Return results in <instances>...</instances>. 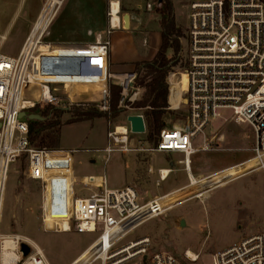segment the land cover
Wrapping results in <instances>:
<instances>
[{
  "label": "built area",
  "instance_id": "built-area-1",
  "mask_svg": "<svg viewBox=\"0 0 264 264\" xmlns=\"http://www.w3.org/2000/svg\"><path fill=\"white\" fill-rule=\"evenodd\" d=\"M62 1L42 0L40 12L18 54L0 53V204L10 164L24 157L26 177L40 183L42 224L49 227L60 222L54 228L59 232L96 234L70 264H90L95 260L101 264H182L169 251L152 250L147 235L118 245L148 217L161 214L154 206L157 199L139 204L134 186L109 188L106 179L96 175L81 178L88 193L77 195L74 150L40 148L29 140V120L19 117L22 111L30 113L47 105L65 108L84 104L78 87L95 86L99 93L92 102H97L98 110L108 112L110 83L120 87L118 108L135 110L131 103L141 91L135 84L134 70L120 73L110 70L108 38L98 35L95 45L87 49H57L45 41L47 28ZM140 2L145 11L153 9V0ZM109 9L108 3L107 35L113 29ZM184 73L186 88L174 105V109L181 105L185 108L182 127L163 128L156 142L146 139L132 142L134 133L126 117L136 114L143 118V115L128 113L123 124L110 127L109 122L102 151L146 156L181 151L186 155L184 164L188 171L192 140L202 136V148L208 149L217 134L215 131L206 135L210 121L223 118L221 111H230L224 122L247 124L253 134L252 156L257 158V171L262 175V215L260 230L214 253L213 264H264V0H191ZM158 174L162 179L161 169ZM210 189L206 187L203 191ZM5 241L10 242L8 257L2 251ZM22 243L29 247L26 256L20 249ZM183 255L190 262L198 259V254H190L189 250ZM0 264L50 263L34 240L13 233L0 234Z\"/></svg>",
  "mask_w": 264,
  "mask_h": 264
},
{
  "label": "rangeland",
  "instance_id": "rangeland-1",
  "mask_svg": "<svg viewBox=\"0 0 264 264\" xmlns=\"http://www.w3.org/2000/svg\"><path fill=\"white\" fill-rule=\"evenodd\" d=\"M68 1L66 0V3ZM78 1L100 3L104 7L103 9L109 3V0ZM153 1L155 2V0ZM171 1L175 25L181 31L182 36L179 38L181 49L178 54V61L171 65L165 81L166 83L168 81L172 88L174 78H182L180 86L183 89L186 82L182 74L185 70L187 12L191 0ZM41 3V0H0V53L11 56L16 54L21 39L19 30L22 19L30 17L33 12L40 8ZM118 15L121 18L126 16L139 17L142 25L146 23L148 18H152L154 21L160 18V15L153 9L145 11L140 0H119ZM50 40L49 37L45 39L48 42ZM60 89L62 90V88ZM78 89L89 92L94 87H78ZM96 89L98 90V88ZM172 92L171 101H173V96L176 97L173 102L179 101L178 95L180 93L174 92L173 89ZM141 94L142 91H139L136 98L138 99ZM168 94L170 95L169 86ZM78 95L81 96V94ZM88 96L86 92L82 94L84 98H88ZM96 103L86 102L65 107L67 112H64L59 119L61 125L59 144L54 148H48L57 150L62 147H74L77 149L72 155L73 159H76L73 175L75 178L74 191L77 195L88 193L80 182L81 178L88 174L104 175L108 182L107 186L111 188L121 187L120 185L125 183L124 180L129 182L131 178L133 179L132 153L95 152L94 149L97 147L101 149L106 145L109 122L110 127L123 124L128 113L142 112V110L126 109L110 119L100 117L93 120L76 121L78 118L73 115V109H98ZM48 106L52 105L44 107ZM68 109H71V112H68ZM34 113L39 112L35 111ZM221 113L224 117L211 120L209 127L205 130L207 136L215 131L217 134L213 138L208 152L205 153L206 160L203 166L216 168L232 166L231 164L246 161L254 154L252 151L253 134L250 127L243 123L224 122L230 111L225 110ZM51 115L48 118L55 119ZM185 117L184 107L180 106L177 110L168 108L163 115L164 128L182 127L185 123ZM70 120L75 122L66 123ZM145 135L146 131L142 134H132V142L139 139L144 140ZM200 137L196 139L197 144L200 143ZM163 159L164 156L162 155L161 165L166 164L165 159ZM158 162L160 161H151L152 165H160ZM252 165L253 163L248 162L235 168L229 166L207 180L198 181L196 189L201 193L199 198L197 191L192 186H187L174 196L164 198V207L170 206V209L168 208L162 214L142 223L124 236L118 245L147 235L151 239L152 250L169 251L182 264H213L214 253L260 230L262 175L259 171L246 174L242 172ZM25 170L24 157L17 159L9 166L0 209V234L17 233L29 237L42 248L50 264H68L94 240L96 234L59 232L54 228L60 222L51 223L49 227L43 225L40 211V183L29 180L25 175ZM148 179L147 176L144 181L150 182ZM202 185H207L204 188L211 187L212 190L203 191ZM146 187L148 185H135L139 195V204L149 199ZM151 187L155 193L157 189L155 181L151 183ZM162 188L163 184H161ZM178 221L181 222V225L178 224ZM185 250L198 254L197 261L186 260L183 255ZM90 264H101V262L95 260Z\"/></svg>",
  "mask_w": 264,
  "mask_h": 264
},
{
  "label": "crops",
  "instance_id": "crops-1",
  "mask_svg": "<svg viewBox=\"0 0 264 264\" xmlns=\"http://www.w3.org/2000/svg\"><path fill=\"white\" fill-rule=\"evenodd\" d=\"M85 2L86 1L79 2L78 0H69L66 3V0L62 1L60 7L57 9L51 23L47 28L48 34L46 39L48 37L51 38V40L47 42L52 47L57 49H87L95 45V40L98 38V35L102 38H108L110 43L107 49L108 62L110 70L114 73L126 71L130 72L133 70L135 62L151 60L155 56L161 45V27L159 19H155L154 21L152 18H148L146 23L142 25L139 17L127 16L128 22L126 26L124 17H118L119 23L113 27L111 32L107 35V30L109 29L107 4L105 9H103L104 7H102L100 3L96 4L95 2ZM41 6L37 11L33 12L30 17H25V19H22L19 30V37H21V39L19 42V48L14 56L18 54L25 37L27 36L32 24L40 12ZM166 54L167 57H170L172 51L169 49ZM83 87H94V89L89 92L79 90L81 94L80 98L83 102H92L97 99L99 93L96 89L97 87ZM84 92L89 95L88 98L82 97ZM168 103L170 105V110H177L174 109V104L171 103L169 99ZM198 137L199 136L194 138L191 143L193 151L187 157L189 163L188 171L184 164L186 155L181 151H166L156 153L151 156L132 153L134 165L132 175L133 179L131 178L129 182L124 180L125 183H122L120 185L121 187L114 188H122L126 185H132L135 187L136 184H144L145 186L148 185V187H146V192L149 199L147 200L153 198L161 199V197L167 198L169 196H174L187 186L193 187V185H197L198 180L208 179L214 174L220 172L222 169L230 166L228 165L217 168L203 166L206 160L205 153L208 152L207 150L209 148H202V136L200 137V143L197 144L196 139ZM103 148L100 149V147H97L94 150L95 152H99L102 151ZM58 149L74 150V153L77 151V149L74 147H62ZM161 154L164 156L166 163L165 165H161ZM152 160H159L160 162L158 163H160V165H152ZM73 161L75 163L76 159H73ZM231 165L233 166V164ZM149 168H151V171H148ZM159 169H161L164 174L162 179H159ZM96 176H102L105 178L104 175ZM145 176L149 177L148 180H150V182L146 183L144 181L146 178ZM153 181H155V186L157 187L155 193H153L151 187V183ZM190 182L192 183L190 184ZM106 183L108 185L107 180ZM161 184H163L162 189ZM4 235H7V233ZM73 260H71L68 264H70Z\"/></svg>",
  "mask_w": 264,
  "mask_h": 264
},
{
  "label": "trees",
  "instance_id": "trees-1",
  "mask_svg": "<svg viewBox=\"0 0 264 264\" xmlns=\"http://www.w3.org/2000/svg\"><path fill=\"white\" fill-rule=\"evenodd\" d=\"M153 10L160 15L161 45L151 60L137 61L134 63L136 73L135 84L142 91L141 96L131 103V107L140 109L146 127L145 139L149 142H156L160 131L164 128L163 115L169 108L168 85L165 81L171 65L177 63L178 54L181 49L179 38L181 31L175 25L173 5L171 0H155ZM172 51V57H167V50ZM170 76V75H169ZM109 111H100L95 108L73 109L72 113L78 118L76 121L93 120L104 117L110 119L117 116L123 110L118 108L120 99V87L117 84H109ZM173 95L170 87L169 101ZM176 97L173 96V101ZM44 119L29 120V140L36 147L54 148L59 144L61 125L59 119L65 108L44 107L35 108ZM71 112V109H68ZM55 119L48 118L49 115ZM75 122L73 120L66 123Z\"/></svg>",
  "mask_w": 264,
  "mask_h": 264
},
{
  "label": "bare ground",
  "instance_id": "bare-ground-1",
  "mask_svg": "<svg viewBox=\"0 0 264 264\" xmlns=\"http://www.w3.org/2000/svg\"><path fill=\"white\" fill-rule=\"evenodd\" d=\"M54 1H58V0H54ZM109 10H110V15H111V19H112V25H113V27H115L118 23H119V15H118V11H119V3H118V0H109ZM125 19V21H126V26H127V22H128V20H127V17H125L124 18ZM185 77V81H186V75H185V73H183L182 74V77ZM180 81L179 82H177L176 81V79L174 78V80H173V82L172 83H174L173 85H172V89L174 90V92H176V93H180L181 94V92L186 88V82H185V88H183L182 89V87L180 86L181 85V80H182V78H180L179 79ZM168 82V81H167ZM169 83V82H168ZM169 85H171L170 83H169ZM171 87V86H170ZM180 94L178 95L179 96V100H180ZM173 102V101H172ZM178 101H176V102H173V104L174 105H176V103H177ZM248 162H250V163H253V165L250 167V168H248V169H246V170H244V171H242L243 173H249V172H252V171H257V165H258V160H257V158H255L254 156H251V157H249L246 161H243V162H241V163H238V164H235V165H233V166H231V168H235V167H238V166H240L241 164H244V163H248ZM165 172V171H164ZM204 180H206V179H203V180H198V181H204ZM198 181H197V183H198ZM192 182H190V184H191ZM196 185H193V189L195 190V191H197V189H196V187H195ZM201 196V193L198 191L197 192V197L199 198ZM165 197H161V199L159 198V199H157L156 200V205H154V206H157L155 209H159L160 210V213L162 214L164 211H166V210H168V208L170 207V206H167V207H164L165 206V201H163V199H164ZM156 199V198H155ZM2 204V203H1ZM1 204H0V209H1ZM154 206H152V207H154ZM170 209V208H169ZM151 218H153V217H148L145 221H147V220H149V219H151ZM144 221V222H145ZM143 222V223H144ZM178 224L179 225H181V222L180 221H178ZM10 246V242L9 241H5L4 243H3V255L5 256V257H8V256H11V251L10 250H8V247ZM189 253L190 254H192V252H190L189 251Z\"/></svg>",
  "mask_w": 264,
  "mask_h": 264
},
{
  "label": "water",
  "instance_id": "water-1",
  "mask_svg": "<svg viewBox=\"0 0 264 264\" xmlns=\"http://www.w3.org/2000/svg\"><path fill=\"white\" fill-rule=\"evenodd\" d=\"M168 97H169V94H168ZM19 117H25L27 120H39V121L44 119L38 113H34V112L25 113L24 111L19 113ZM126 120L130 124V130L132 133L142 134L146 131L145 123H144L142 116L131 114L126 117ZM20 249H21L23 256H26L29 252V247L24 243L20 245Z\"/></svg>",
  "mask_w": 264,
  "mask_h": 264
}]
</instances>
